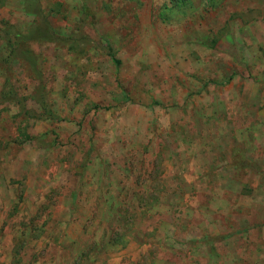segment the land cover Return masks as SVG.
Wrapping results in <instances>:
<instances>
[{"label":"rangeland","instance_id":"374dc122","mask_svg":"<svg viewBox=\"0 0 264 264\" xmlns=\"http://www.w3.org/2000/svg\"><path fill=\"white\" fill-rule=\"evenodd\" d=\"M0 264H264V0H0Z\"/></svg>","mask_w":264,"mask_h":264}]
</instances>
